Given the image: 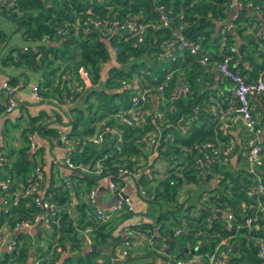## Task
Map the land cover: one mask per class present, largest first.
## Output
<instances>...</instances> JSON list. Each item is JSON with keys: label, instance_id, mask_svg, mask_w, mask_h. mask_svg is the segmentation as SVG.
<instances>
[{"label": "trees", "instance_id": "1", "mask_svg": "<svg viewBox=\"0 0 264 264\" xmlns=\"http://www.w3.org/2000/svg\"><path fill=\"white\" fill-rule=\"evenodd\" d=\"M231 0H4L0 1V13L5 15L14 25H17L23 40L31 42L25 47L14 45L4 51L0 57L2 65H19L39 73L36 81L38 93L43 97H55L61 101L64 94H72L75 98L82 94L75 89L81 84L76 68L83 66L89 75L90 87L84 93V105L81 108H71L65 119L70 127L69 136L81 137L90 133L95 123L102 117L126 107L128 87H120L118 79L132 75L142 77L145 82L156 83L170 69H180L183 73L180 82L186 84L188 92L165 101L162 117L151 122L146 118L142 126L131 127L117 123L121 129V140L115 141L106 137L101 143L84 145L81 151H73L70 158L81 162L89 169L99 160L101 172H69V186L62 180L56 184L50 175L43 182L44 191L57 206V212L48 220V227L37 225L35 236H43L44 246H37L34 257H39L40 264H50L62 252L67 255L60 264H111L110 257L100 252V246L109 239L115 243L129 240L128 236L112 235L113 220L99 222L94 219L92 205L85 200V193L101 177H109L118 181L117 168L139 169L137 185L149 192V200L161 199L167 207L160 209L151 222H139L130 225V229L144 236H149L155 246L162 251L161 257L173 264L180 259L188 264H205L204 254L217 249L220 264H259L257 257V239L264 236V217L253 208L242 210L243 201L253 203L255 199L264 206V169L260 171L263 190L255 197L246 194L249 187L255 185L251 172L246 167H233L230 154L225 162L213 161L209 170L203 174L193 162V144L203 140L220 139L223 136L218 128V112L210 107V103H219L213 96L204 80L213 81L211 71H206L186 50H181L174 59H162L159 54V40L169 38L170 31L181 26V33L188 38L201 35L202 51L210 58H220L231 54L237 69L246 80L262 72L264 77V36L259 30L261 19L264 18V0H240L236 7L235 17L229 20ZM252 6L247 7L246 3ZM161 6L169 19V26L159 25L156 6ZM89 9L90 15L98 17L127 16L138 17L146 23L143 40L133 43L132 38L123 39V35L112 37L117 46L116 64L110 65L105 75L100 73L101 63L108 58V49L102 35L97 29L90 28L87 33L73 28L81 23ZM234 9V8H233ZM232 27L226 28L227 21ZM66 27L65 34H55L57 28ZM5 33L0 29V44L5 39ZM47 36L49 43H40V38ZM222 44L220 45V40ZM234 45V51L229 46ZM124 64V65H122ZM178 76V72L174 73ZM101 77H103L101 79ZM6 83L15 85L16 77H9ZM99 84V85H98ZM176 85L173 75L164 89V95ZM204 86V87H203ZM210 93V94H209ZM170 102V103H169ZM170 104V109L167 105ZM221 107V106H220ZM224 108V105L222 104ZM3 107L0 106V110ZM55 118L61 122L60 113ZM29 117L27 125L19 131L23 144L13 150H3V135L0 152L9 161L6 169L12 178L10 191L25 184L33 167L39 163L35 155L40 148L30 151L27 145V135L35 132L40 137L51 140L58 135L57 127L46 123L35 124L39 115ZM114 121L110 119V121ZM188 123L182 132L178 125ZM160 129L161 139L156 158L166 162L165 176L148 178L143 168L149 166L144 161L141 136L145 131ZM5 130V127L2 131ZM166 132L172 137L164 138ZM224 138V136H223ZM218 139V140H219ZM221 141V140H220ZM262 155H264V134L262 137ZM186 149V150H184ZM241 157L240 154L237 156ZM152 164V163H150ZM1 176V174H0ZM190 183L203 191L196 197V202L186 204L179 201L177 190L180 185ZM212 184L210 188L207 185ZM202 193H204L202 195ZM74 198L71 216L67 211L69 200ZM228 209L232 219L228 223L220 217L214 208ZM41 209L32 204L29 197L20 198L13 205L3 206L0 203V226L10 227L16 221L31 220ZM182 211L186 214L182 215ZM129 211L117 215L121 218ZM256 214V220L250 227L238 226L246 215ZM184 218V229L178 235L173 234L179 218ZM158 223L155 229L154 225ZM89 224L92 227L93 243L90 248L82 247L79 235L81 226ZM13 249L0 253V264H24L28 260L31 237L25 231L14 235ZM224 241L223 243L221 241ZM234 251H231V247ZM52 249L53 255L47 257V251ZM199 256L195 261H188L189 252ZM75 251L74 253H68ZM150 251V249H149ZM128 253V252H127ZM126 253V254H127Z\"/></svg>", "mask_w": 264, "mask_h": 264}, {"label": "built area", "instance_id": "2", "mask_svg": "<svg viewBox=\"0 0 264 264\" xmlns=\"http://www.w3.org/2000/svg\"><path fill=\"white\" fill-rule=\"evenodd\" d=\"M4 1V0H0ZM240 0H231L228 4L230 11L233 8L239 7ZM247 7H251V2L246 3ZM89 9L86 10V15L81 23H74L73 28L81 27V30L84 33H87L90 28L97 29L102 39L106 43L108 49V58L101 63L100 73L105 75V71L108 66L116 64V51L117 46L115 41L111 40L113 37H118L123 35V39L132 38L133 43H141L143 40L146 23L142 22L138 17L127 16L123 18H116L115 16L107 17H98L96 15H90ZM158 12L159 25L169 26V19L162 9L161 6H156ZM235 14L232 13L229 15V20L233 19ZM227 21L225 24L226 28L232 27L231 21ZM181 26L170 31L169 38H161L159 40V54L158 57L162 59H174L176 55L180 53L181 50H186L188 54L192 55L195 60L202 66L206 71H211L217 74L220 78L226 80L229 84L231 95L234 98L235 105L234 111L240 117L242 121V127L244 130V148L240 151V156L242 157L244 163L246 164V169L251 172L252 178L255 181V185L248 188L246 194L252 195L255 197L257 194L261 193L263 190V184L261 182L262 175L260 171L264 169V155H262V140H261V131L257 126L256 119L250 109V96L254 94H263L264 93V77L262 72H258L254 77L249 80H246L244 75H242L237 69L233 68L234 63L232 60L231 54H224L220 58H210L209 54L202 51L201 48V35L196 34L194 37L188 38L185 37L181 31ZM65 26L62 28H57L55 34H65L67 33ZM40 43L47 44L49 40L47 36H42L40 38ZM222 42H220V45ZM234 45L229 46V51H234ZM124 65V64H122ZM77 76L80 79L81 84H77L75 89L81 91L82 93L86 88L90 87L91 83L89 80V75L87 70L79 65L76 68ZM178 72V76L176 73ZM175 75L176 85L172 88L173 90L169 93V97L164 95L165 86H167L168 81L171 77ZM183 75L180 69H170L164 73L162 79L156 83L145 82L142 84V77L132 75L127 78L118 79L119 86L128 87V100L129 103L126 107H123L117 110L114 113L106 115L99 119L94 126V129L87 134L82 135L81 137H72L70 134V127L66 123L63 127L57 128L58 135L52 139L58 144L64 147V151L60 155V161L65 167L69 170L77 173L92 172L94 174H99L101 172V167L99 165V160H97L92 168H88L85 164L81 162H74L70 158V153L73 151H81L84 145L93 143H101L106 137L113 138L115 141L121 140V129L117 123L129 125L131 127L142 126L146 118H149L151 122H154L155 117L160 119L162 117V110L160 108L164 107L165 101H170L172 98H175L179 95H183L185 92H188L186 84L180 82V78ZM103 77H101L102 79ZM99 85V84H98ZM15 85L8 84L6 82L0 84V99L3 105V114L8 113L16 105L15 100ZM30 97L33 100H40L41 96L38 93V88L36 83L30 86ZM59 101L57 98H51L53 104L58 105L59 107H66L70 105L74 100L72 94H64ZM170 103V102H169ZM210 107L215 109L218 112L219 118L221 117L222 109L219 104L214 102L210 103ZM167 108L170 109V104L167 105ZM68 119V116L65 117ZM113 119L114 121H110ZM188 123H180L178 127L183 132ZM218 127L220 129L226 126L225 120L222 118L218 121ZM160 129L156 130H147L141 136V141L143 143L142 147L146 153L145 159L141 160L139 163L143 164L144 161L149 163V166L143 168L145 174L148 178H160L165 176L166 171V162L162 159L156 158V149H158L159 141L161 139ZM172 133L166 132L164 138H171ZM27 145L28 149L35 147L34 140L30 134L27 135ZM194 154L193 162L198 167L201 168L203 174L207 173L209 170V164L213 161L225 162V157L231 152L232 145L228 142L220 141L215 139L203 140L199 143L193 144ZM186 150V149H184ZM58 160L57 157H52L51 160H48V163H56ZM152 163V164H150ZM9 161L6 156L0 152V203L3 206L13 205L20 198L29 197L32 204L38 206L41 211L35 213L31 220H21L16 221L10 227L3 224L0 226V243H3V247L0 248V253L3 251H11L13 249L14 243V230L20 228H36L37 225H43V228L50 230L47 223L50 217L57 212L56 204L50 200L49 195L45 193L43 182L45 181V172H44V162L37 163L31 172L30 177L27 179L28 182L13 188L8 191L10 184L12 183V178L10 173L6 170L8 168ZM140 169V168H139ZM139 169H128L126 167L117 168V177L118 181H114L109 177H106V188L115 194V200L107 208L98 207L95 204V192L97 186L99 185L98 181L95 183L88 191L85 193V200H87L93 209V216L96 221L103 222L108 221L115 215H118L122 212L130 211L132 209V204L130 198L124 192L125 181H131L134 189L141 198L148 199L150 194L147 190L137 185V177L139 175ZM65 184L68 182L65 179H62ZM193 186L190 183H185L180 185L177 190L178 199L183 201L182 197L185 196L183 193L184 187ZM74 198L69 200V205L67 206L68 213L72 216L73 213L72 207L74 205ZM182 199V200H181ZM241 209L244 211L246 209L253 208L255 211H258L264 217V206L255 199L253 203H240ZM215 212L220 213V217L223 218L227 223L232 219V213L228 209H219L218 207L214 208ZM185 215L186 212L182 211V215ZM256 214L246 215L243 219V222L237 224L238 226L250 227V224L256 220ZM142 222L138 219L129 221L126 225L128 228L132 224H137ZM184 218L180 216L178 224L175 225L173 234L179 235L184 229ZM132 230V229H131ZM133 232L138 233L133 230ZM12 233V234H11ZM5 234L7 238L5 239ZM120 236H127L123 232L117 233ZM79 235L82 242V247L90 248L93 243L92 238V227L89 224L81 226L79 229ZM143 235V234H142ZM144 236V235H143ZM147 239L148 247L154 249L155 251H160L156 246L155 242L149 237L144 236ZM122 244L125 246L121 250L122 255H126L128 252L127 246L129 240H122ZM224 242L223 240L221 241ZM258 251L257 257L260 260L259 264H264V236L257 239ZM75 252V251H71ZM47 257L53 255L52 249L47 251ZM205 264H220V260L217 257V249L204 254ZM39 257H31L28 264H40ZM173 264H188L183 260L177 259L174 260Z\"/></svg>", "mask_w": 264, "mask_h": 264}, {"label": "crops", "instance_id": "3", "mask_svg": "<svg viewBox=\"0 0 264 264\" xmlns=\"http://www.w3.org/2000/svg\"><path fill=\"white\" fill-rule=\"evenodd\" d=\"M236 9L237 8L231 10L229 15L232 13L235 14ZM0 29L3 30L6 35L4 41L0 44V57L2 53L11 46L18 45L25 47L29 43L31 44V42L27 40H22L21 42L17 43L14 42V40H11V37H13L14 34H17L18 38H20L18 27L1 13ZM259 30L264 36V18L260 21ZM222 40L223 38L220 41L222 42ZM211 75H213V81L208 82L204 80L205 82L203 83L205 86H207L206 89H208L209 92L213 95L210 96L211 99H214V95L218 97V104L222 109L220 118H222L223 121L225 120L226 123V126L224 128L220 129L218 127L220 133L224 136V138L223 136H221V138L218 139L224 142H228L232 145V150L230 152L231 156L229 159L231 165L233 167H244L246 166V164L244 163L242 157L237 158V156L241 154L240 151L244 148V130L240 117L234 111L235 101L233 96L231 95L229 84L226 80L220 78L217 74L211 72ZM9 77L17 78L14 92L16 105L8 113L3 114V109L0 110V144L1 137L3 135V150H13L15 147L23 144L22 138L19 136V131L22 127L27 125L29 117L38 115L40 112H43L42 115L40 114L36 118L34 123H46V125L48 126L59 128L65 125V117L68 115L66 113L69 111V109L81 108L84 105V93L75 97L71 104L67 105L66 107H59L58 105L53 104V102L51 101V97H43L40 100L31 99L29 92L30 86L36 83L39 77V73L33 70H29L24 66L12 64L2 65L0 62V84L6 82ZM249 99L250 109L256 119L257 126L261 131L262 140L264 134V93L251 95ZM222 104L224 105V108L222 107ZM0 106L3 107L1 99ZM56 112L60 113L61 122H59L58 119L55 118L57 114ZM220 118L218 115V121ZM4 127L5 130L2 131ZM30 135L34 140L35 147L29 150L32 151L36 150V148L38 147L40 148L39 153L35 155V158L38 161L41 160L40 162L42 163L44 162L45 179L51 175L56 184H60L62 179H65L66 181H68L66 185L69 186L70 180L68 178V175L71 170L65 167L60 161V155L64 151V147H62V145L58 144L53 139L48 140L47 138L40 137L39 135L35 134V132L30 133ZM52 157L58 158L56 163H48V160H51ZM98 183L99 185L97 186V190L95 192V204L98 207L107 208L115 200L116 196L106 188L105 177H101L98 180ZM211 186L212 184L210 183L209 185H207V188H210ZM189 188H192V190L184 198L182 197L185 205L195 203L196 197L199 195V193L203 192L201 190H196V187L194 186H191ZM124 192L130 198L132 209L127 215L121 218L116 219L117 215L111 218V220L113 221L115 219L111 233L112 235H116L121 231L129 237V244L127 246L128 253L126 255H122L121 250L125 246L121 241L115 243L112 239H109L104 245L100 246V252L110 257L111 264H128L127 262H122L127 258H131V255L133 257H138L136 264H170L160 256L161 252L149 248L148 242L147 245H145V250H143L141 248V243L143 240L147 241V239L142 234L133 232V229L131 230L126 225L129 221L136 219L143 222H151L152 224H154L153 220L158 215L160 209L167 207V205L164 203L163 206H160L157 201L141 198L139 195H137L131 181H125ZM203 194L204 193H202V195ZM73 201L75 202L74 199ZM148 201L156 204L157 206L148 208ZM40 226L43 227V225ZM157 227L158 223L154 225L155 229ZM22 231L29 233V236L31 237V245L29 249L30 256L28 257L26 263H24L28 264L29 260H31V257L34 256L33 252L36 247L38 245L44 246L45 238L43 239V236L37 238L35 236V228H20L14 230V235ZM7 236L8 235L5 234V239L7 238ZM2 247L3 243H0V248ZM234 247L235 246L232 245L231 249H234ZM189 252L191 253V255L187 257L188 261H195L199 259V256L193 253V249H190ZM66 255L67 252H62L60 256L50 264H60L62 258Z\"/></svg>", "mask_w": 264, "mask_h": 264}, {"label": "rangeland", "instance_id": "4", "mask_svg": "<svg viewBox=\"0 0 264 264\" xmlns=\"http://www.w3.org/2000/svg\"><path fill=\"white\" fill-rule=\"evenodd\" d=\"M11 40H14V42H21L23 39L21 38V36H20V38H18V36H17V34H14V36L13 37H11ZM259 49H260V51H264V49L263 48H261V47H259ZM193 188V187H192ZM192 188H186V187H184L183 188V193L185 194V196L186 195H188V193L192 190ZM196 190H199L198 188H196ZM184 196V197H185ZM183 197V198H184ZM158 203H159V205L160 206H163L164 205V202L161 200V199H159V201H157ZM148 208H152V207H154V206H157L156 204H154V203H151V202H149L148 201ZM145 245H147V241L146 240H143L142 241V243H141V248L143 249V250H145ZM140 258V257H139ZM137 260H138V257H133L132 255H131V258H127L126 260H124L122 263H125V262H127L128 264H136L137 263Z\"/></svg>", "mask_w": 264, "mask_h": 264}, {"label": "water", "instance_id": "5", "mask_svg": "<svg viewBox=\"0 0 264 264\" xmlns=\"http://www.w3.org/2000/svg\"><path fill=\"white\" fill-rule=\"evenodd\" d=\"M231 251L233 252V251H234V249L232 248V249H231Z\"/></svg>", "mask_w": 264, "mask_h": 264}]
</instances>
